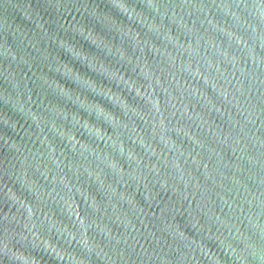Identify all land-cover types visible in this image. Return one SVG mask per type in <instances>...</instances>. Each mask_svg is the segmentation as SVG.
Returning a JSON list of instances; mask_svg holds the SVG:
<instances>
[{"label":"water","instance_id":"water-1","mask_svg":"<svg viewBox=\"0 0 264 264\" xmlns=\"http://www.w3.org/2000/svg\"><path fill=\"white\" fill-rule=\"evenodd\" d=\"M0 264H264V0H0Z\"/></svg>","mask_w":264,"mask_h":264}]
</instances>
